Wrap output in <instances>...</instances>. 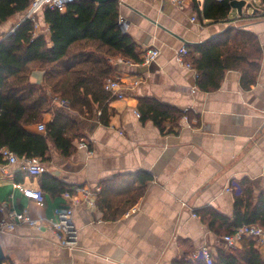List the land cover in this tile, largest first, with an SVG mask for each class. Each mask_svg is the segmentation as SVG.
Segmentation results:
<instances>
[{
  "label": "crops",
  "instance_id": "obj_1",
  "mask_svg": "<svg viewBox=\"0 0 264 264\" xmlns=\"http://www.w3.org/2000/svg\"><path fill=\"white\" fill-rule=\"evenodd\" d=\"M254 1L256 13L249 10L239 15L231 8L226 19L214 22L199 18L191 0L184 9L168 0H119L124 30L136 43L141 61L111 56L110 73L140 82L126 86L123 97L105 101L107 124L100 120L102 105L78 115L48 101L51 111L44 112L40 122L50 121L53 110H62L74 120L69 131L72 149L63 154L50 142L39 176L30 175L20 163L5 166L0 204L7 201L11 209H27L40 220V228L11 223L1 231L2 264H171L202 246L216 250L220 235L202 219L205 209L233 218L239 193L226 188L244 177L254 198L264 194V0ZM202 3L199 0L200 8ZM18 15V22L0 25V40L24 16L23 12ZM193 15L196 22L191 20ZM36 18L35 35L49 38L42 11ZM229 27L256 37L260 55L255 81L244 87L241 71L230 69L219 88L201 90L196 69L177 63L176 50ZM148 48L159 53L154 61L144 63ZM241 64L248 68L246 61ZM43 74V64L28 63L23 86L42 85ZM45 93L51 97L48 90ZM154 104L187 114L158 125L149 107L155 108ZM40 122L25 128L44 134L37 128ZM81 140L87 141V149L79 147ZM44 176L63 184L74 196V247L61 245L50 227L54 209L66 200L62 192L42 188ZM16 183L42 189L43 204L26 197ZM76 188L92 192L93 204Z\"/></svg>",
  "mask_w": 264,
  "mask_h": 264
},
{
  "label": "trees",
  "instance_id": "obj_2",
  "mask_svg": "<svg viewBox=\"0 0 264 264\" xmlns=\"http://www.w3.org/2000/svg\"><path fill=\"white\" fill-rule=\"evenodd\" d=\"M30 1L0 0V25L17 13L24 15ZM191 3L199 18L214 22L226 19L231 9L229 0H203L201 8L199 0H191ZM42 13L49 26V38L43 33L35 35L33 21L26 19L13 25L14 31L0 40V149L8 147L19 157L33 155L46 160L50 142L63 154L71 152L73 138L69 131L75 121L62 110H53L51 120L45 123L44 134L28 131L26 124L42 121L43 113L51 111L48 107L50 97L45 92L61 94L78 115L91 113L95 104L102 105L100 120L107 124L104 103L110 95L103 89V81L113 76L108 58L120 55L132 62L141 59L136 43L119 23V2L116 0L101 3L72 0L64 11L45 9ZM187 48L188 60L197 71V85L201 90L219 88L225 72L230 69L241 71L244 87L254 83L260 54L252 33L229 27ZM32 61L43 64V83L23 86L27 65ZM244 61L248 68L241 64ZM154 106L149 107L155 111L154 121L158 125L166 118L177 121L187 114L186 110L177 114L170 108ZM148 113L147 108L142 118L145 119ZM50 179L41 178L42 188L52 193L65 191L63 184ZM237 184L241 191L235 196L233 218L211 208L202 214V219L220 236L232 233L244 224L264 227V194L254 198L251 184L245 177ZM171 264L206 263L191 261L184 255L175 258ZM212 264H264V253L252 238H248L238 252L218 246Z\"/></svg>",
  "mask_w": 264,
  "mask_h": 264
},
{
  "label": "built area",
  "instance_id": "obj_3",
  "mask_svg": "<svg viewBox=\"0 0 264 264\" xmlns=\"http://www.w3.org/2000/svg\"><path fill=\"white\" fill-rule=\"evenodd\" d=\"M70 1L72 0H31L21 21L30 19L31 21H33L34 28L36 29L38 27L36 16L39 12L45 9H57L59 11H64L66 8V4ZM168 1L180 9H184L187 6L188 2V0ZM191 20L194 22L197 21L195 15L191 17ZM119 23L124 29L126 23L120 16ZM14 29L15 26L12 27L8 34L12 33ZM158 53V49L148 48L144 53L143 62L149 63L151 61H154ZM188 55L189 51L187 45L184 44L176 50L174 58L177 63L194 69L190 61L186 59ZM139 82L140 80L138 79H132L131 81H129L127 77L120 78L111 76L103 81V89L110 95V97L121 98L124 96L123 91L126 86L132 87L137 85ZM50 102L54 103L55 105L61 106L65 110L71 111L69 102L62 97L56 95L51 96ZM136 114L137 116H139L138 112H136ZM37 128L39 131H45V123H38ZM78 145L80 148L87 149L88 143L86 140H81ZM0 160L2 161V166L0 167V178L2 174L6 172L5 166L10 164L20 163L21 168L33 176H39L44 171V167L41 163L42 161L40 157L33 155L27 157H19L8 147H2L0 149ZM15 186L18 187L26 197L31 198L40 204H43L45 197L42 189L26 188L18 183H16ZM76 190H81L87 201L90 204H93V200L91 199L93 195L92 192L85 191L84 189L80 188H76ZM226 191H235L238 194L241 190L237 182L231 181L230 185L226 188ZM62 196L64 197L66 202L63 206H59L54 209V218L50 219L49 223L51 229L56 235L58 242L63 246L71 248L76 245L77 240L76 227L72 221L74 196L72 195L70 190L63 191ZM192 215L196 216L195 213H192ZM11 223H25L37 229L40 228V220L33 218L29 214L27 209H23L21 211L11 209L8 207V202L4 201L0 204V232L4 231V229ZM245 238H252L255 241L256 246L260 250H264V227L259 224H244L238 227L234 232L222 236L224 245L231 249L237 247ZM214 255L215 251L212 248L208 246H202L193 251L188 257L191 261L194 262L203 261L206 264H212Z\"/></svg>",
  "mask_w": 264,
  "mask_h": 264
},
{
  "label": "water",
  "instance_id": "obj_4",
  "mask_svg": "<svg viewBox=\"0 0 264 264\" xmlns=\"http://www.w3.org/2000/svg\"><path fill=\"white\" fill-rule=\"evenodd\" d=\"M89 1L96 2V3H101V2H106V1H110V0H89ZM116 1L119 2V0H116ZM229 1H230V7L233 8V9H236V11H237V13L239 15H241L243 12L247 13L249 10H252V13H256L257 12V8H255L256 6H255V1L254 0H251V1L229 0ZM20 22H22V21H20ZM186 44L188 45L187 42H186ZM4 258H5V255H4L1 243H0V264H2Z\"/></svg>",
  "mask_w": 264,
  "mask_h": 264
},
{
  "label": "rangeland",
  "instance_id": "obj_5",
  "mask_svg": "<svg viewBox=\"0 0 264 264\" xmlns=\"http://www.w3.org/2000/svg\"><path fill=\"white\" fill-rule=\"evenodd\" d=\"M246 1H251V0H246ZM251 11V10H250ZM37 17V16H36ZM8 21H14V22H18L19 21V15H18V13L17 14H15L12 18H10ZM49 92V91H48ZM49 94L51 95V93L49 92ZM54 95H56V96H59V94H54ZM54 95H51V96H54ZM63 95H65V94H63ZM69 95V94H68ZM68 95H65L66 97H68ZM59 97H61V94H60V96ZM71 98V97H70ZM83 114H85V113H83ZM226 233H222V235L219 237V243H218V245L219 246H223L224 248H228V247H226L225 245H224V243H223V239H222V236H224ZM248 238H246L245 240H247ZM245 240H243L242 242H240V244L237 246V247H235V248H233L235 251H240V250H242V248H243V244H244V241Z\"/></svg>",
  "mask_w": 264,
  "mask_h": 264
}]
</instances>
